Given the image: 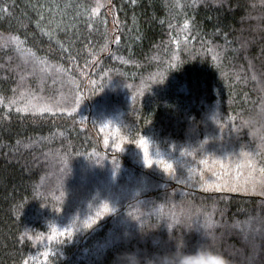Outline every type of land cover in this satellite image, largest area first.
<instances>
[{
    "label": "trees",
    "instance_id": "trees-1",
    "mask_svg": "<svg viewBox=\"0 0 264 264\" xmlns=\"http://www.w3.org/2000/svg\"><path fill=\"white\" fill-rule=\"evenodd\" d=\"M199 253L264 264V0H0V264Z\"/></svg>",
    "mask_w": 264,
    "mask_h": 264
},
{
    "label": "clouds",
    "instance_id": "clouds-1",
    "mask_svg": "<svg viewBox=\"0 0 264 264\" xmlns=\"http://www.w3.org/2000/svg\"><path fill=\"white\" fill-rule=\"evenodd\" d=\"M150 140V139H149ZM151 141V140H150ZM152 148H153V144H152V146L149 148V152L151 153V151H152ZM143 154V160H144V153H142ZM166 161V160H165ZM173 166V165H172ZM150 167V166H149ZM108 204V203H107ZM109 205V204H108ZM110 206V205H109ZM111 207V206H110ZM112 208V207H111ZM112 212V211H111ZM111 212H108L107 214H109V213H111ZM107 214H105V215H107ZM105 215H102V216H100V218L96 221V223L100 220V219H102ZM94 225V224H93ZM93 225H91V226H93ZM90 228V227H89ZM201 256H203V259H205V260H210L211 259V257L210 256H208L207 254H201V253H199V254H195V255H183V256H178V257H174V258H172V259H169L168 261H166V262H164V264H186V262L187 261H189V257H197V258H199V257H201Z\"/></svg>",
    "mask_w": 264,
    "mask_h": 264
},
{
    "label": "snow or ice",
    "instance_id": "snow-or-ice-1",
    "mask_svg": "<svg viewBox=\"0 0 264 264\" xmlns=\"http://www.w3.org/2000/svg\"><path fill=\"white\" fill-rule=\"evenodd\" d=\"M141 146L144 148V160L145 163L148 165H152V160L149 158V153H148V148L145 146V142L141 141ZM166 168H170L171 165H165ZM105 211H107V206L105 205ZM53 231H55V229H53ZM186 264H193V262L191 260L187 261ZM197 264H199V261L197 262Z\"/></svg>",
    "mask_w": 264,
    "mask_h": 264
}]
</instances>
